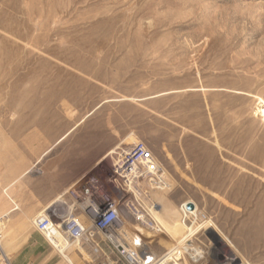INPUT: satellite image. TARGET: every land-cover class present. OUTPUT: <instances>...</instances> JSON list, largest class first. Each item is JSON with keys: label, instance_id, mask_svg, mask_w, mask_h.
Returning <instances> with one entry per match:
<instances>
[{"label": "rangeland", "instance_id": "obj_1", "mask_svg": "<svg viewBox=\"0 0 264 264\" xmlns=\"http://www.w3.org/2000/svg\"><path fill=\"white\" fill-rule=\"evenodd\" d=\"M261 99L264 0H0V244L142 141L171 214L153 251L188 240L206 256L176 264H264ZM68 241L49 243L60 264H93Z\"/></svg>", "mask_w": 264, "mask_h": 264}, {"label": "built area", "instance_id": "obj_2", "mask_svg": "<svg viewBox=\"0 0 264 264\" xmlns=\"http://www.w3.org/2000/svg\"><path fill=\"white\" fill-rule=\"evenodd\" d=\"M115 161L107 176L89 172L68 186L34 216L33 226L60 252L69 239L88 250L96 256L93 264H176L181 256L203 260L206 251L187 241L166 255L150 245V237L163 227L153 217L152 201L160 166L146 145L133 143ZM181 207L182 221L184 211L197 220L200 213L194 205Z\"/></svg>", "mask_w": 264, "mask_h": 264}, {"label": "crops", "instance_id": "obj_3", "mask_svg": "<svg viewBox=\"0 0 264 264\" xmlns=\"http://www.w3.org/2000/svg\"><path fill=\"white\" fill-rule=\"evenodd\" d=\"M44 200V194H39L28 207L29 213L37 211L39 206L46 203ZM13 229L14 232L10 234L14 236L7 238L3 245L0 244V264H60L49 242L35 227L26 231Z\"/></svg>", "mask_w": 264, "mask_h": 264}, {"label": "bare ground", "instance_id": "obj_4", "mask_svg": "<svg viewBox=\"0 0 264 264\" xmlns=\"http://www.w3.org/2000/svg\"><path fill=\"white\" fill-rule=\"evenodd\" d=\"M261 101L263 102V104H264V100H262L261 99ZM262 115L264 116V109H262ZM154 202H155V200H154ZM158 208H155V209H158V210H160V211H162V213H161V216H159L158 218L157 217H155L162 225V227H163V231H165V228H166V221H167V219H169L170 217H171V214H170V212H166V210H163V207H161V206H157ZM154 210V209H153ZM191 212H193V211H191ZM173 216V215H172ZM173 217H175V216H173ZM174 233V231H172L170 234H168L169 235V237H171V235ZM184 241H188V240H184ZM184 241H182L180 244H179V246H182V243L184 242ZM70 244H72L71 242H68V244H67V246H69ZM175 244V243H174Z\"/></svg>", "mask_w": 264, "mask_h": 264}, {"label": "water", "instance_id": "obj_5", "mask_svg": "<svg viewBox=\"0 0 264 264\" xmlns=\"http://www.w3.org/2000/svg\"><path fill=\"white\" fill-rule=\"evenodd\" d=\"M187 208H188V209H192V208H193V203H192V202H189V203L187 204Z\"/></svg>", "mask_w": 264, "mask_h": 264}]
</instances>
